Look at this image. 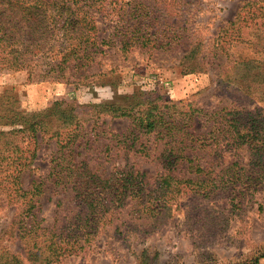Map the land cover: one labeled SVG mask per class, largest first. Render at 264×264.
Wrapping results in <instances>:
<instances>
[{
	"label": "trees",
	"instance_id": "obj_1",
	"mask_svg": "<svg viewBox=\"0 0 264 264\" xmlns=\"http://www.w3.org/2000/svg\"><path fill=\"white\" fill-rule=\"evenodd\" d=\"M239 3L234 19L211 33L207 21H197L205 9L190 0H0V72L27 71L31 80L76 89L116 88L115 67L94 71L103 58L180 50L183 75L212 72L225 94L208 111L170 100L157 84L134 85L115 101L84 106L85 126L73 102L26 111L12 93H0V209L13 208L3 234L19 248L0 245V264H60L102 231L130 244L178 212L190 230L218 232L228 217L218 202L240 211L247 196L264 193V107L247 108L234 95L264 104V0ZM102 118L129 126L121 134L98 132ZM105 131L120 149H99ZM51 141L47 174L37 176L39 147ZM119 154L159 169L108 166ZM46 181L69 187L74 201L51 227L38 215ZM261 260L264 252L244 264ZM139 264H148L144 252Z\"/></svg>",
	"mask_w": 264,
	"mask_h": 264
},
{
	"label": "rangeland",
	"instance_id": "obj_2",
	"mask_svg": "<svg viewBox=\"0 0 264 264\" xmlns=\"http://www.w3.org/2000/svg\"><path fill=\"white\" fill-rule=\"evenodd\" d=\"M240 1L190 0L200 3L205 9L197 21L200 18L207 21L210 30L207 31L211 33L216 31L221 21L234 19L241 5ZM100 28L105 29V26ZM110 51L113 52V49ZM181 55L182 51L177 50L173 53H154L150 59L136 53L135 57L125 62H122L123 59L118 55L103 58L101 66L94 67V71L115 67L118 70L115 76L119 83L116 88L97 86L93 89L84 87L76 89L74 86L43 81L40 78L31 80L27 71L0 72V93L5 91L12 93L20 107L26 111L41 110L54 101L73 102L85 126L90 123L84 106L89 103L115 101L121 95L130 94L134 85L148 90L157 84L160 92L172 101H190L208 111L217 109L225 94L222 95L216 88L213 73L183 75L177 66ZM234 95L241 99L247 108L264 107V104L256 105L248 99H242L237 92H234ZM128 126L129 122L126 119L102 118L97 122L98 132L105 129L107 132L121 134ZM107 132L105 131L96 143L100 146L99 149H104L107 145L109 149L111 147L110 135ZM39 149L35 164L36 174L44 176L47 174L50 152L55 149V144L53 141L43 143ZM111 149L120 147L113 146ZM114 153L117 154V151L114 150ZM131 163L135 168L152 174L159 169L157 164L147 162L138 156L133 157L131 154L128 158L121 154L116 155L108 166ZM23 182L24 185L28 184L27 179ZM46 182L39 202L38 215L43 218V225L51 227L55 222L57 224L64 211L72 209L74 201L69 187L54 186ZM246 201L248 203L240 211L231 208L225 201L217 203L218 210L225 209L223 212L228 216L225 220L221 219L223 223L216 228L218 232L213 229L210 231V228L190 230L185 224L183 213L178 212L172 223L134 242L129 241L132 242L130 244L123 241V237L115 239L108 236L110 234L108 231L106 233L102 231L80 255L71 256L60 264H139L142 252L148 264H244L249 262L251 257L264 252V193L247 196ZM259 206H262V209L258 210ZM12 216V207L4 206L0 209V245L15 250L19 249L18 243H11L3 234ZM260 264H264V260H261Z\"/></svg>",
	"mask_w": 264,
	"mask_h": 264
}]
</instances>
